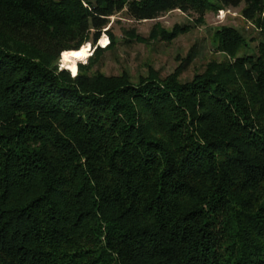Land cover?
I'll return each instance as SVG.
<instances>
[{
	"label": "trees",
	"instance_id": "16d2710c",
	"mask_svg": "<svg viewBox=\"0 0 264 264\" xmlns=\"http://www.w3.org/2000/svg\"><path fill=\"white\" fill-rule=\"evenodd\" d=\"M241 5L264 35V0H0V264H264V40L245 54L216 31L228 59L190 81L58 65L91 45L97 62L120 12L202 24Z\"/></svg>",
	"mask_w": 264,
	"mask_h": 264
},
{
	"label": "rangeland",
	"instance_id": "374dc122",
	"mask_svg": "<svg viewBox=\"0 0 264 264\" xmlns=\"http://www.w3.org/2000/svg\"><path fill=\"white\" fill-rule=\"evenodd\" d=\"M241 8L242 5L237 9L221 10L217 13L208 12L202 24L195 22L194 16L183 14L180 11H172L156 20L142 22L133 21L127 17L125 12H120L110 17V23L106 28H109L110 34L102 32L96 47L108 46L111 41L110 36L114 38L115 45L105 49L97 62H90L89 57L95 50V46L91 45L87 60L78 64L89 67L87 69L89 74L100 72L106 76H116L126 72L135 82L140 76L147 75L149 67L159 72L161 77L181 67V79L190 81L196 73L203 72L209 62H222L228 59L213 45L215 33L218 30L226 27L235 28L249 43V47H244L242 53L257 52V45L264 40V35L242 18ZM156 24L167 31H171L175 26H188L189 30L171 42L163 41L158 37L148 38ZM131 31L144 40H136L135 37L129 36ZM104 36L108 42L102 46L101 40ZM58 65L66 69L60 60ZM68 71L72 77L75 76L70 70Z\"/></svg>",
	"mask_w": 264,
	"mask_h": 264
},
{
	"label": "bare ground",
	"instance_id": "6f19581e",
	"mask_svg": "<svg viewBox=\"0 0 264 264\" xmlns=\"http://www.w3.org/2000/svg\"><path fill=\"white\" fill-rule=\"evenodd\" d=\"M107 39L104 36L101 40L102 46L107 44ZM90 52L87 51L84 47L80 50H70L63 52L61 56V63L64 68L70 70L73 74H75L78 70L77 64L79 62H85L89 56Z\"/></svg>",
	"mask_w": 264,
	"mask_h": 264
}]
</instances>
